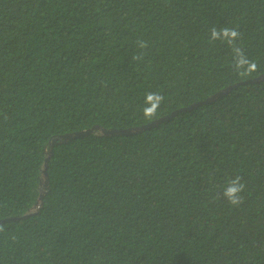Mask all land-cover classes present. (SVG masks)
I'll list each match as a JSON object with an SVG mask.
<instances>
[{
  "label": "trees",
  "instance_id": "16d2710c",
  "mask_svg": "<svg viewBox=\"0 0 264 264\" xmlns=\"http://www.w3.org/2000/svg\"><path fill=\"white\" fill-rule=\"evenodd\" d=\"M262 75L264 0H0V264H264V81L101 133Z\"/></svg>",
  "mask_w": 264,
  "mask_h": 264
},
{
  "label": "clouds",
  "instance_id": "9594fccd",
  "mask_svg": "<svg viewBox=\"0 0 264 264\" xmlns=\"http://www.w3.org/2000/svg\"><path fill=\"white\" fill-rule=\"evenodd\" d=\"M221 35L226 38L227 43L232 45L235 40L240 36V33L228 27L217 30L213 28L211 31V39H220ZM137 46L140 49H147L148 42L138 40ZM234 53V67L241 75H249L257 70V65L254 61L249 60L243 53V50L239 47L233 48ZM134 59H142V56H134ZM164 97L159 93H147L146 94V106L144 108V115L146 118H152L156 115L159 106L163 103ZM242 177L237 175L230 179L227 184L228 186L223 191V196L228 200L229 204L233 206H239L243 202V196L241 193L244 191L245 184L242 182ZM3 226H0V231H3Z\"/></svg>",
  "mask_w": 264,
  "mask_h": 264
},
{
  "label": "water",
  "instance_id": "95a60500",
  "mask_svg": "<svg viewBox=\"0 0 264 264\" xmlns=\"http://www.w3.org/2000/svg\"><path fill=\"white\" fill-rule=\"evenodd\" d=\"M261 81H264V75H262V76H260L258 78H255L253 80H248V81H246L244 83H241V84H235V85H233V86H231V87H229V88H227L225 90H222L219 93L211 96L210 98H208L207 100H205L203 102H198L196 104H193L189 108H183L181 110H178V111L174 112L172 115L166 116L163 119H160L157 122H155L153 124H150V125H145V126H142L140 128H134V129H129V130H105V129H101V131H102L101 133L103 135H105V136L133 135L134 133L140 132L142 130L150 129L152 126H155L157 123L164 122V121L168 120L169 118H171L172 116L177 115L180 112L190 111V110H192V109H194V108H196L198 106H202L204 104L212 103L213 101H215V100L225 96L226 94H228L232 89H236L239 85H245V84L256 83V82H261ZM99 130L100 129L97 126H95V127L91 128L89 130H84V131H80V132H75V133H71V134L62 135V136H59V137L54 138L53 140H51L50 148L45 151V154H46L47 157L45 158L44 166H43V169L41 170L42 178H43V183H42L43 187L40 190V196H39L38 202L33 207L32 211L30 213H28L27 215L22 216V217L25 218V217H28L29 215L35 214L40 209V207L42 206L43 197H44V194L46 193L45 189L48 188V185H49V177H48V174H47V164H48V161H49L50 157L52 156V149L58 144H64V143H67L69 141L76 140L78 138L87 137V136H89L91 134L98 133ZM20 218L21 217H11V218H8L6 220L0 221V224H2L4 222H7V221H10V220H18Z\"/></svg>",
  "mask_w": 264,
  "mask_h": 264
}]
</instances>
